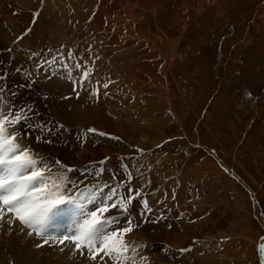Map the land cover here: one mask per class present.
Returning <instances> with one entry per match:
<instances>
[{"label": "rangeland", "instance_id": "374dc122", "mask_svg": "<svg viewBox=\"0 0 264 264\" xmlns=\"http://www.w3.org/2000/svg\"><path fill=\"white\" fill-rule=\"evenodd\" d=\"M0 111L70 194L135 197L75 264H264V0H0Z\"/></svg>", "mask_w": 264, "mask_h": 264}, {"label": "snow or ice", "instance_id": "6c2138e0", "mask_svg": "<svg viewBox=\"0 0 264 264\" xmlns=\"http://www.w3.org/2000/svg\"><path fill=\"white\" fill-rule=\"evenodd\" d=\"M84 75L86 77L87 73ZM21 112L0 111V214L6 209L28 227L42 229L49 217L63 210L65 206L77 208L85 219L75 236L64 239H71L78 249L86 247L89 251L99 244L96 252L103 251L106 255L119 252L121 249L126 250L127 245L117 240L119 233H105V228L113 223V219L106 218L104 214L115 208L127 212L128 204L135 197L129 195L127 198L119 196L114 199L117 196L114 189L100 197L99 190L90 187L80 190L75 195L70 194L66 190V184L70 183L67 177L53 178L46 175L51 171L50 167L31 148H22L21 140L18 139V136H21L19 130L9 132L10 127L27 120ZM40 139L37 137L38 141ZM44 142L51 143L50 140ZM88 204L98 206L95 210L88 211L86 208ZM145 207L147 208V201ZM122 231L128 233L132 228H124ZM92 258L95 259V256Z\"/></svg>", "mask_w": 264, "mask_h": 264}, {"label": "bare ground", "instance_id": "6f19581e", "mask_svg": "<svg viewBox=\"0 0 264 264\" xmlns=\"http://www.w3.org/2000/svg\"><path fill=\"white\" fill-rule=\"evenodd\" d=\"M41 90L42 89H40V91ZM36 95H35V97H36ZM36 99H37L36 103H37L38 107H41L43 99L38 98V97ZM43 103H44V105H46L45 101ZM46 107H47V105H46ZM6 213H7V210L4 211V213L0 214V258L9 257L11 260H13L15 257H18L19 261L21 263L26 260V264H33V262H35V261H36V264H38L37 261L39 262V264L48 263L49 262L48 260L52 257H50V258L47 257V253H48L47 250L48 249L44 248L45 247L44 245H43L44 247H42L41 244L43 242L46 243V241L47 242L50 241L51 243L55 242V243L59 244L63 240L62 239L63 236L61 238H59L58 235H60V234L64 235L65 234V232H60L58 230V227L60 225L57 226L56 231L53 232L52 228L48 229L49 226L44 224L42 229L34 228V229H32L33 233H31L30 229H29L31 227H28L27 225L21 223L20 220L16 218L14 213L10 212V213H12V215L11 214L7 215ZM54 216H56V222L57 223H58V221L62 220L60 215H56V213H55L53 215V217ZM49 220L47 222L48 225H50ZM52 226L55 227V225H51L50 227H52ZM58 232H59V234H57ZM34 233L38 234V236L35 235ZM49 234H51L52 237ZM68 244H71V246H73V247L66 249V251H64V252L67 253V254L65 253L66 255H70V257H71L70 258L71 259L70 264H75V258H77V257H82L83 260H89L95 254V253H92L93 255L87 254V255L82 256V250L83 251L86 250V247H81L78 249L76 246V243H74V242L70 243L69 242ZM46 245H48V244H46ZM49 245H50V243H49ZM58 246L59 245H57L55 247H58ZM59 248L57 249L58 251H59ZM76 249L79 252H76L77 253L76 255L71 256L72 254H75L72 251L73 250L76 251ZM58 251H54L53 257L56 259H61V258L63 259L64 258L63 255H61V253H58ZM56 255H58V256L56 257ZM136 261H137V259H136ZM3 263L4 262L0 260V264H3Z\"/></svg>", "mask_w": 264, "mask_h": 264}]
</instances>
